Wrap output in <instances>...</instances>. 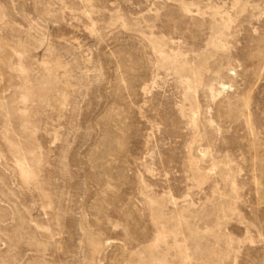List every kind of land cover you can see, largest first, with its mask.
I'll return each mask as SVG.
<instances>
[{"label": "rangeland", "instance_id": "rangeland-1", "mask_svg": "<svg viewBox=\"0 0 264 264\" xmlns=\"http://www.w3.org/2000/svg\"><path fill=\"white\" fill-rule=\"evenodd\" d=\"M0 264H264V0H0Z\"/></svg>", "mask_w": 264, "mask_h": 264}]
</instances>
